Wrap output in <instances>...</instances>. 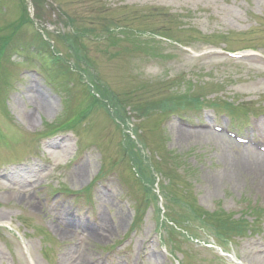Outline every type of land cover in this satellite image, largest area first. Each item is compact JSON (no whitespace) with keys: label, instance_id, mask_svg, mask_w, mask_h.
I'll return each mask as SVG.
<instances>
[{"label":"rangeland","instance_id":"rangeland-1","mask_svg":"<svg viewBox=\"0 0 264 264\" xmlns=\"http://www.w3.org/2000/svg\"><path fill=\"white\" fill-rule=\"evenodd\" d=\"M43 2L45 12L39 21L33 19L30 24L27 19H31L33 12L25 14L27 2L0 0L4 7L2 11L0 9V30L9 26L12 29L20 21L15 45H21L37 43L38 36L34 33L39 34V29L43 28L55 41L57 51L80 70L87 68L85 58L84 61L80 58L85 48L87 62L92 66L87 72L94 75L98 88L103 87L110 93L122 115V122L109 119L102 104L85 101L91 99V90L87 88L86 79L81 85L77 82L80 74L71 64L73 74L70 78L74 85H68L67 81L63 84L64 89L56 86V91H51L45 76L32 72L33 62L21 56L31 59L32 51L27 46L23 52L16 48L21 54L8 59L10 63L0 70V171L35 163L41 167L37 174L41 183L27 195L37 203V208H33L26 197L23 199L13 191L15 186L0 180V264H25L19 258V247L34 264H53L52 258L57 255L54 256L52 239L61 238L64 251L73 246L70 231L66 230V237L56 236L60 235L54 228L56 220L48 204H44V198L55 191L63 193L56 202L66 201L65 194L76 193L80 198L74 200L94 203L95 211L106 212V223L113 230L99 246L92 247V241L88 239L83 248L87 259L100 255L134 227H139L132 234L134 261L140 247L146 248L147 242L153 239L155 246L148 251L154 257L145 264H231L217 254L201 249L199 242L179 235L177 230L170 234L174 237L172 246L165 240L168 230L163 218L183 216L185 210L177 204L186 200L204 211L207 220L226 222L231 219L251 224L250 233L234 238L233 244L227 243L224 249L241 257L246 264H264V260L257 258L259 256L249 262L246 252L264 246V215L254 223L251 215H245L251 206L264 209V180L246 167L258 160L264 171V157L252 154L248 148L239 150L224 135H217L210 129H188L177 124L158 128L159 121L171 113L189 117L190 123L202 120L209 124L215 123L218 113L229 111L227 108L239 109V114H234L238 119L264 111V0ZM58 8L79 28H97L99 31V27L110 21V28L127 25L130 29L155 34L164 27L175 36L171 38L176 43L171 40L157 42L155 36L156 42L148 40L147 46L124 44L126 39L118 40L116 46L82 39L77 46L79 52L72 49L69 52L64 46L76 37L71 34L72 30L67 33L68 29H64V17L55 18L54 11H59ZM59 31L64 33L60 37L68 36L57 41L59 37L54 36ZM245 48L260 55L250 56L256 59L253 61L246 57L233 60L223 52H238ZM153 56H160L166 62L145 60ZM167 57H172L171 61L168 62L170 58ZM3 75L8 76L11 83L3 80ZM58 92L63 94L61 101L55 96ZM43 94L55 101V108L41 100ZM70 105L75 107L68 108ZM65 108L72 109L73 113L66 114ZM39 117L48 126L44 124L43 128ZM65 117L72 119L66 122ZM173 117L169 123L176 122ZM95 122L99 123L90 126ZM239 122L248 125L251 120ZM226 123L230 124L227 119ZM52 135L55 137L50 139L51 142L59 141V136L69 140L71 146L67 157L60 153L52 155L55 150L43 146ZM70 135L79 139L76 144ZM88 139L99 150L92 147ZM125 140H129L126 151L134 147L139 151L137 159L141 158L140 168L145 171L146 187H140L134 179L136 176L130 172L128 155L120 156L125 150L122 146ZM31 157H37L40 162ZM109 170L115 171L111 176L112 194L100 197L97 193L104 190L102 179L108 177ZM148 197L150 205L146 208L142 199ZM162 204L168 210L163 209ZM123 220L122 227L119 223ZM186 223L193 238L205 242L212 238L203 223L187 219ZM249 236L255 244L245 240Z\"/></svg>","mask_w":264,"mask_h":264},{"label":"bare ground","instance_id":"bare-ground-1","mask_svg":"<svg viewBox=\"0 0 264 264\" xmlns=\"http://www.w3.org/2000/svg\"><path fill=\"white\" fill-rule=\"evenodd\" d=\"M58 151H55L53 152L52 155H58L57 153H60L63 155V157L67 156L70 152V148H69V144L67 143H63V144H60L58 146ZM248 167L251 171L253 172H256V171H259L261 172V163L257 160L255 161V163H250L248 164ZM7 181H11L9 179L6 178ZM5 181V182H7ZM27 201H30L29 198H26ZM65 217L66 219L72 223L73 225L76 224L75 220L69 216L68 214H65ZM104 224V221L102 222ZM77 225V224H76ZM57 232L63 236L66 235V232L61 230V229H57ZM89 236L92 237V239H97V240H104L105 239V235H102L100 233V228H96V227H93L91 230H90V233H89ZM86 239V238H85ZM63 263L64 264H84L85 263V258H86V253L84 251H82V249L79 251V250H74V249H69L67 251H65V253L63 254Z\"/></svg>","mask_w":264,"mask_h":264}]
</instances>
